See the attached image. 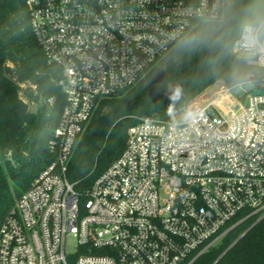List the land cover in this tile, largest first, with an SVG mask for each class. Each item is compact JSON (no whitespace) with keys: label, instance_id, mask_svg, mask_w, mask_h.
Listing matches in <instances>:
<instances>
[{"label":"built area","instance_id":"2783aa9c","mask_svg":"<svg viewBox=\"0 0 264 264\" xmlns=\"http://www.w3.org/2000/svg\"><path fill=\"white\" fill-rule=\"evenodd\" d=\"M23 2L60 70L64 105L47 140L50 162L0 223V264H193L264 216V77L222 83L183 120L129 126L85 199L66 175L99 102L138 83L197 24L221 18L225 0ZM242 41L243 28L238 56L247 55ZM253 64L264 68V53Z\"/></svg>","mask_w":264,"mask_h":264},{"label":"trees","instance_id":"16d2710c","mask_svg":"<svg viewBox=\"0 0 264 264\" xmlns=\"http://www.w3.org/2000/svg\"><path fill=\"white\" fill-rule=\"evenodd\" d=\"M261 8L264 0H225L221 18L200 22L187 33H206L209 43L191 49L177 43L138 83L99 102L67 164V178L82 199L92 181L123 151L129 126L141 119H185L186 105L207 86L217 80L227 87L236 85L234 70L244 73L242 82L251 75L264 77L263 67L232 52L244 22ZM219 37L229 51L212 43ZM59 76V68L47 61L31 31L23 0H0V223L15 198L51 160L47 140L64 105L56 84ZM177 87L181 95L173 101ZM23 95L33 105L29 107ZM50 96L55 97L53 105L46 103ZM193 264H264V216L251 226L247 222L236 227Z\"/></svg>","mask_w":264,"mask_h":264},{"label":"clouds","instance_id":"9594fccd","mask_svg":"<svg viewBox=\"0 0 264 264\" xmlns=\"http://www.w3.org/2000/svg\"><path fill=\"white\" fill-rule=\"evenodd\" d=\"M211 37L206 33H189L186 34L178 42V47L184 49H191L193 47L209 43ZM243 46L247 52V55L243 57L244 61L251 64L255 61L256 53H264V8L257 11L250 19L246 20L243 24ZM215 45H221L222 50L229 51V45L223 39V37L212 40ZM233 78L237 83L242 82L244 73L240 70H234ZM181 89L177 87L170 98L175 101L180 98ZM173 114V109L169 108V115ZM186 115H190L186 114Z\"/></svg>","mask_w":264,"mask_h":264},{"label":"rangeland","instance_id":"374dc122","mask_svg":"<svg viewBox=\"0 0 264 264\" xmlns=\"http://www.w3.org/2000/svg\"><path fill=\"white\" fill-rule=\"evenodd\" d=\"M222 85L221 80H217L211 85L207 86L200 94H198L196 97H194L188 104L186 105L189 106L191 103L193 106H198V105H203L205 104L210 97L214 95V93L220 88ZM255 91V90H253ZM15 163L14 161L11 162V164Z\"/></svg>","mask_w":264,"mask_h":264}]
</instances>
